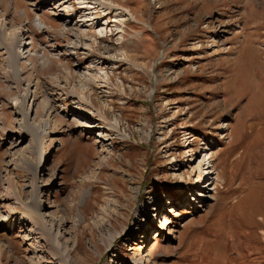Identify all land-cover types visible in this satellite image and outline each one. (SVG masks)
<instances>
[{
  "label": "rangeland",
  "instance_id": "1",
  "mask_svg": "<svg viewBox=\"0 0 264 264\" xmlns=\"http://www.w3.org/2000/svg\"><path fill=\"white\" fill-rule=\"evenodd\" d=\"M64 260L264 264V0H0V264Z\"/></svg>",
  "mask_w": 264,
  "mask_h": 264
},
{
  "label": "bare ground",
  "instance_id": "2",
  "mask_svg": "<svg viewBox=\"0 0 264 264\" xmlns=\"http://www.w3.org/2000/svg\"><path fill=\"white\" fill-rule=\"evenodd\" d=\"M39 20L40 21H43L42 20V18L41 17H39ZM5 29H6V26L4 27ZM13 35V34H12ZM26 49V48H25ZM43 54V53H42ZM81 96H83V98H86L85 96L86 95H83L82 93H81ZM89 127H92V126H90V125H88ZM211 172L209 171V174H210ZM209 176V175H208ZM203 185H205V182H203ZM32 209H33V214H37L38 212H39V207H38V205L36 204V203H34L33 204V206H32ZM151 210V209H150ZM50 233V232H49ZM137 235H135V233L133 234V237L131 238V240L130 241H134V239H135V237H136ZM145 245V244H144ZM143 248V247H142ZM64 263L65 264H68V262L66 261V260H64Z\"/></svg>",
  "mask_w": 264,
  "mask_h": 264
}]
</instances>
